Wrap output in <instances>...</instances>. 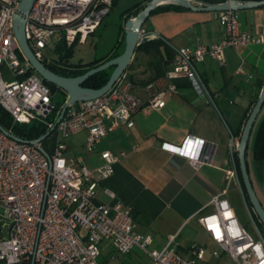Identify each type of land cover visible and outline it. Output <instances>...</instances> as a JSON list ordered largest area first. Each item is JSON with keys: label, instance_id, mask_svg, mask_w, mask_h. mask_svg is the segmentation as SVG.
<instances>
[{"label": "built area", "instance_id": "built-area-1", "mask_svg": "<svg viewBox=\"0 0 264 264\" xmlns=\"http://www.w3.org/2000/svg\"><path fill=\"white\" fill-rule=\"evenodd\" d=\"M19 1L0 0V108L11 119L9 128L0 124V264H113L102 259L103 244L121 254L136 246L146 252L145 264H204L223 255L232 264H264V237L253 235L238 220L223 196L226 188L210 198L211 211L197 216L213 245L193 242L179 250L172 234L163 247H150L152 234L136 230L130 205L107 187L110 200L96 199L100 181L113 173L119 155L102 150L101 162L90 168L81 156L68 152L66 142L84 131V149L91 151L116 126H132L138 109L163 106L168 94L178 92L175 78L187 77L196 93L205 95L195 64L207 57L222 63L228 46L264 44V30H244L237 10H221L224 35L211 43L179 47L164 74L144 85L146 97L123 72L106 92L68 104L59 117L62 107L55 109L54 92L16 39L13 17ZM111 5L112 0H34L26 15L27 42L40 60L49 61L46 50L53 52L57 41L84 42ZM3 68L11 77H3ZM235 71L244 73L242 66ZM32 121L46 124V140L12 131L14 123ZM162 146L183 154L194 166L209 159L203 139L193 135ZM236 174L235 168H225L227 180Z\"/></svg>", "mask_w": 264, "mask_h": 264}, {"label": "crops", "instance_id": "crops-1", "mask_svg": "<svg viewBox=\"0 0 264 264\" xmlns=\"http://www.w3.org/2000/svg\"><path fill=\"white\" fill-rule=\"evenodd\" d=\"M146 1L138 0L134 4ZM166 4L175 3L158 5L142 28L149 37L155 34L167 39L175 52L179 47L211 43L224 35L218 20L220 10H196L180 5L163 7ZM237 11L242 29L251 33L264 30V5ZM146 60V55H140L136 62L133 71L137 78L149 73ZM195 66L205 95H198L187 77L175 78L178 92L168 94L163 106L138 109L133 114L132 126H116L102 136L91 151L83 146V153L76 155L90 168L101 162L102 150L119 155L113 173L100 181L96 199L109 201L104 188L113 190L117 198L131 206L136 230L152 234L150 247L154 248L163 247L168 237L175 234L173 245L185 250L190 238H177L188 223L204 233L205 244L213 245L197 216L213 209L210 198L224 188L223 196L229 202V194L241 193L238 173L227 180L225 168L232 167L237 172L238 160L235 146L232 150L230 147L231 135L236 142L239 135L235 131L242 125L245 112L250 110L264 84V44L228 46L224 49L222 63L207 57ZM238 66L243 67L244 73L235 71ZM133 83L135 91L146 97V83ZM82 133L85 138L86 133ZM188 135L203 139L204 150L209 153V159L198 166L191 164L183 154L162 146L163 142L180 144ZM246 162L253 188L264 207V103L249 134ZM158 236L163 240L156 244Z\"/></svg>", "mask_w": 264, "mask_h": 264}, {"label": "water", "instance_id": "water-1", "mask_svg": "<svg viewBox=\"0 0 264 264\" xmlns=\"http://www.w3.org/2000/svg\"><path fill=\"white\" fill-rule=\"evenodd\" d=\"M34 0H20L17 6V10L13 17V28L15 32L16 39L21 48L23 54L31 62L35 71H37L44 80L54 83L56 86L63 89L67 94V99L65 100L59 117H61L67 108L68 104L74 103L80 100H87L97 97L104 92H106L118 79V77L124 72L127 66L130 64L135 48L138 45L140 39L145 36V32L141 31V27L145 19L148 17L150 12L162 3H175L183 7L191 9H205V10H226V9H245L250 7L263 6L264 0H224L221 2H207L199 1L198 3L192 0H147L144 2L141 9H139L134 15L126 18L124 22V48L122 52L116 56H113L96 66L91 67L85 72L74 75L67 76L59 74L49 68L42 60H40L30 48L27 38L25 36V21L26 15L32 5ZM112 66L113 69L106 80V82L100 87H89L83 85L84 80L95 72ZM264 103V84L262 85L260 92L252 105L248 115L244 121L241 128V132L235 142L234 136L231 135L230 147L231 150L235 146L236 157L238 160V167L240 170V177L237 174L239 180V186L241 194L243 196L244 202L248 209L250 216L253 219L252 211L257 215L262 225L264 226V207L261 204L249 177L247 162H246V147L248 143L249 134L253 123L259 113L262 105ZM1 126V125H0ZM2 127V126H1ZM49 134L47 130L44 134L37 137L38 140L44 139ZM248 198V200H247ZM249 201V202H248ZM254 220V219H253ZM255 224V223H254ZM257 232L262 236L259 228L255 224Z\"/></svg>", "mask_w": 264, "mask_h": 264}, {"label": "trees", "instance_id": "trees-1", "mask_svg": "<svg viewBox=\"0 0 264 264\" xmlns=\"http://www.w3.org/2000/svg\"><path fill=\"white\" fill-rule=\"evenodd\" d=\"M115 0H112V3H114ZM143 4L141 3H136L122 11V16L126 20L129 16L134 15L141 7ZM179 5L177 4H166L163 7H178ZM157 7H155L151 12L155 11ZM150 12V13H151ZM147 19V18H146ZM123 29V26H122ZM123 41H124V35ZM75 46L76 42L67 45L63 41H57L55 46H54V56L47 61L43 60V62L51 68L53 71L62 74V75H67V76H74L81 74L85 72L86 70L90 69L93 66L98 65L99 63L103 62L104 60H107L113 56H116L120 54L124 48V45L121 50H115V48L111 49L106 55L98 57V58H93L88 61H82L78 60L76 62L71 61L72 56L74 55L75 52ZM134 56L130 64L127 66V68L124 70V72H127L128 77L133 81H139L142 84L147 83L150 80L156 79L160 76H162L171 61V59L174 56L175 49L174 47L168 42L167 39H165L162 36H156V37H144L136 46ZM140 55H146L147 60H146V67L149 70V73L143 77V78H137L135 75V72L133 69H135L136 65L134 61L136 59L140 58ZM113 67H107L105 69H102L98 72L93 73L89 77H87L83 85L89 86V87H100L103 85L106 80L108 79ZM51 88V90L54 92L55 89H59L63 93V102L59 103H54L55 109H59L62 107L63 103L65 102V99L67 98L66 92L61 89L60 87L56 86L54 83L49 82L47 80H44ZM253 104H251L250 109ZM248 110L245 112L243 119H242V125L235 131L236 135H239L241 132V128L244 124V121L248 115ZM0 124L6 128L10 127L11 124V119L10 116L6 111H4L2 108H0ZM48 130L46 124L40 122V121H32L29 123H14L13 124V132L22 138H37L40 135L44 134ZM47 138H45L46 140ZM237 166V173L239 174L240 177V170L238 167V161L236 163ZM241 180V177H240ZM241 184L243 186L242 180ZM248 200V198H247ZM249 202V201H248ZM253 213V218L258 225H262L261 221L258 219L256 214L252 211Z\"/></svg>", "mask_w": 264, "mask_h": 264}, {"label": "rangeland", "instance_id": "rangeland-1", "mask_svg": "<svg viewBox=\"0 0 264 264\" xmlns=\"http://www.w3.org/2000/svg\"><path fill=\"white\" fill-rule=\"evenodd\" d=\"M136 1L138 0H115V2L110 6L109 11L103 16L95 32L93 34H90L87 41L76 43L75 52L71 58V61H88L93 58H98L106 55L113 48L121 50L124 45V41L122 40L124 29H122V26L124 28L125 22V19L122 16V11L134 4ZM45 54L48 56L55 55L54 52L50 50H46ZM136 62H138V59L134 61L135 65ZM10 75L11 74L9 70L7 68H3V77L7 79L11 77ZM63 97V93L58 88L55 89L53 93V102L56 104H60L61 102H63ZM83 138L84 133L81 132L73 134L66 139V142L68 144V152L70 154L77 155V153H83ZM228 196L231 205H233L234 207L235 214L238 220L250 233H252L253 235H259L255 226L256 222L255 220H253L254 218L252 219V217L250 216L240 191L239 195H233L232 193ZM258 228L262 236L264 237V226L260 225ZM184 236L190 238V243L205 242L204 233L200 230H195L192 223H188L185 227L182 228V233L177 239H180ZM162 240L163 237L158 236L155 239V242L157 244V242ZM101 250L102 259H108L113 264H145L148 261L146 252H143L136 246L133 247L129 252L124 254L118 253L112 247L106 244H103L101 246ZM204 264H232V262L226 255H223L220 258L211 257L209 259V262Z\"/></svg>", "mask_w": 264, "mask_h": 264}]
</instances>
